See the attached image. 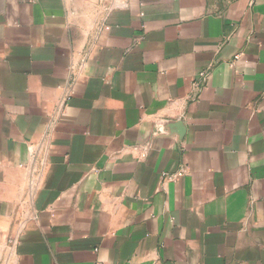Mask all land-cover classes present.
<instances>
[{
	"label": "crops",
	"instance_id": "0c3cea01",
	"mask_svg": "<svg viewBox=\"0 0 264 264\" xmlns=\"http://www.w3.org/2000/svg\"><path fill=\"white\" fill-rule=\"evenodd\" d=\"M0 264H264V0H0Z\"/></svg>",
	"mask_w": 264,
	"mask_h": 264
},
{
	"label": "built area",
	"instance_id": "2783aa9c",
	"mask_svg": "<svg viewBox=\"0 0 264 264\" xmlns=\"http://www.w3.org/2000/svg\"><path fill=\"white\" fill-rule=\"evenodd\" d=\"M236 58H239V55L236 56ZM184 172L181 170L179 172H176L175 174H169V173H163V177L166 178L167 180L174 181L175 179L183 176Z\"/></svg>",
	"mask_w": 264,
	"mask_h": 264
}]
</instances>
